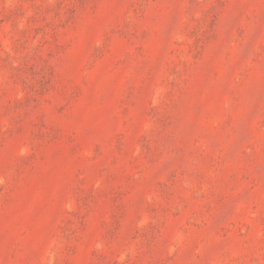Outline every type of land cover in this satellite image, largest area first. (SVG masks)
I'll list each match as a JSON object with an SVG mask.
<instances>
[{
    "label": "rangeland",
    "instance_id": "374dc122",
    "mask_svg": "<svg viewBox=\"0 0 264 264\" xmlns=\"http://www.w3.org/2000/svg\"><path fill=\"white\" fill-rule=\"evenodd\" d=\"M0 264H264V0H0Z\"/></svg>",
    "mask_w": 264,
    "mask_h": 264
}]
</instances>
